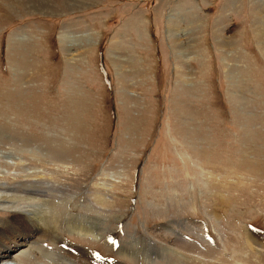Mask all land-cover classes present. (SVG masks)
<instances>
[{
	"label": "rangeland",
	"instance_id": "374dc122",
	"mask_svg": "<svg viewBox=\"0 0 264 264\" xmlns=\"http://www.w3.org/2000/svg\"><path fill=\"white\" fill-rule=\"evenodd\" d=\"M263 30L264 0H0V171L52 181L10 257L264 264Z\"/></svg>",
	"mask_w": 264,
	"mask_h": 264
},
{
	"label": "bare ground",
	"instance_id": "6f19581e",
	"mask_svg": "<svg viewBox=\"0 0 264 264\" xmlns=\"http://www.w3.org/2000/svg\"><path fill=\"white\" fill-rule=\"evenodd\" d=\"M168 25H169V23H168ZM170 26H171V23H170ZM173 26L175 27V25H173ZM171 29H173V28H169V31ZM170 32H172V31H170ZM173 34H174V32H173ZM262 38H264V37H262ZM217 42H219V41H217ZM116 49H118V48L116 47ZM176 49H177V47H176ZM121 50H119V51H121ZM182 50H183V48H182ZM117 63L119 64V61ZM180 80L181 79L179 78L178 82ZM9 167L10 166H8V168ZM15 168L19 172L15 170V173L12 175L7 174V173H3L0 171V187L3 188V190H0V212L2 214L5 213L4 214L5 216H9L8 220L11 219L10 223H9L10 226L7 225V226H9V228L5 229V231L7 232V235H4L0 232V252H1L0 264H9V263L10 264H19L18 263V262H20L19 260L17 262L16 259L10 257L9 250H10L11 246L24 247V245H25V246L30 247L31 245H34L33 243H35L39 239V236H41L43 233V228H41L39 226V223L45 220V218H42V214H41L42 209L45 208V206L46 207L48 206L47 210H49V207H51V202L48 201L50 198V196L48 195L50 193L49 189H48V185L52 182V181H50L51 178H46L44 176L40 177L35 172H29L28 170H25V166L17 165ZM9 169H11V168H9ZM9 182H11V184L15 185V187H11ZM13 188H14V190H13ZM19 188L22 190V192L24 194L28 195V200L25 201L20 196H18V194H17L18 192H16L15 189H19ZM7 190H9L10 192H7ZM11 193H13V194L11 195ZM99 196L100 195L97 194L95 199L100 200ZM31 200L35 201V204L27 207L26 205L28 203H30ZM10 203H12V204H10ZM19 203H23L26 205L21 207L22 209L21 208H15L14 205L16 204L17 205L16 207H18ZM27 208H29V209H27ZM22 213L29 217V221L32 224L31 229H30V231L32 230V232L29 234H21L20 233L21 231H18L19 227H21V226H18V224L22 225V226L23 225L29 226L28 225L29 221L27 222L26 220H24L20 216V214H22ZM7 222H1L0 226L3 227V229H4L5 228L4 224ZM16 224H17V227H15ZM42 227H44L43 223H42ZM67 229H69V231H71L72 233L73 232H81L84 235L93 234V232H89L86 229H79L76 225H72V223L68 224ZM2 239L5 241L2 242ZM27 252L33 253L32 248H28ZM38 253L46 255V253L44 251H41V250H38ZM27 254L28 253L24 252V253H22L21 257L26 256ZM48 256L51 257L50 260H52L50 262V264H57L56 262L55 263L53 262L54 258H52V256H50L49 254H48Z\"/></svg>",
	"mask_w": 264,
	"mask_h": 264
}]
</instances>
